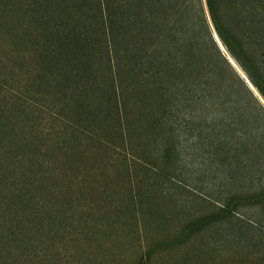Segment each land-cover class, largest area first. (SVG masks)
I'll return each instance as SVG.
<instances>
[{"label": "rangeland", "instance_id": "1", "mask_svg": "<svg viewBox=\"0 0 264 264\" xmlns=\"http://www.w3.org/2000/svg\"><path fill=\"white\" fill-rule=\"evenodd\" d=\"M79 2L0 0V101L25 107L24 114L15 112L13 121L31 142L28 159L16 158L11 166L17 169L15 178L20 173L43 177L31 191L33 208L21 232L29 234L31 218L42 209L44 216L55 209L65 214L45 226L50 230L45 241L11 245L13 255L0 264H264V211L240 209L225 219L219 180L198 181V168L189 165L176 176L153 165L154 146L145 131L141 134L140 39L120 30L113 44L100 30L94 12H99L98 0H89L81 13L88 32L84 45L57 54L51 45L61 36H48L46 42L34 20L42 14L38 9L53 7L54 17L46 18L51 25L64 20L69 28L73 25V33L65 35L71 42L81 22L72 16L76 9L71 5ZM122 4L125 13L137 12ZM62 59L70 65L64 66ZM73 84L87 91L82 101L102 105L106 118L97 127L75 131L67 125L71 119L62 110L76 103L77 93L68 89ZM119 88L122 96L114 93ZM114 101L126 105L120 117ZM11 186H1V194L6 196ZM44 202L54 207L42 206ZM209 215L212 224L182 238L185 225Z\"/></svg>", "mask_w": 264, "mask_h": 264}, {"label": "trees", "instance_id": "2", "mask_svg": "<svg viewBox=\"0 0 264 264\" xmlns=\"http://www.w3.org/2000/svg\"><path fill=\"white\" fill-rule=\"evenodd\" d=\"M79 1L77 6L71 5L76 9L72 15L75 21L81 20L71 42L65 37L73 33V25L69 28L70 23L65 20L51 25L46 20L54 17L51 5L38 9L42 14L34 18L46 38L61 36L51 45L57 54L88 40L81 13L89 0ZM125 2L137 12L125 13ZM98 11L94 12L99 15L100 30L113 44L120 30L141 41V134L145 131L147 142L154 146L153 165L160 172L168 169L175 176L189 165L198 168L194 172L198 181L219 180L224 187L221 217L225 219L237 215L240 209L264 211V104L245 81L264 100V0H98ZM124 16L128 17L126 22ZM70 63L65 59L63 64ZM73 66L76 68V64ZM63 74L68 79L69 71ZM71 77L78 83L77 75ZM68 89L79 97L75 104H66L62 110L71 119L67 125L72 130L94 128L105 120L99 102L91 105L80 99L88 95L86 90L75 84ZM114 93L124 94L122 88ZM113 109L120 117L122 109L126 112V105L114 101ZM16 111L26 112L22 105L0 101V187L5 190L12 185L6 196L0 190V259L5 262L14 253L11 245L45 241L50 235L45 226L65 215L55 209L44 216L46 208L42 209L31 218L29 234L21 232L27 213L31 214L33 208L31 191L36 179L43 177L41 174L30 179L20 173L15 178L17 169L11 164L16 158L19 162L27 160L31 144L27 135H20L15 129ZM41 204L54 207L53 202ZM213 219L209 215L185 225L182 238L196 234ZM8 224L16 231L8 229ZM11 264L17 263L12 260Z\"/></svg>", "mask_w": 264, "mask_h": 264}, {"label": "water", "instance_id": "3", "mask_svg": "<svg viewBox=\"0 0 264 264\" xmlns=\"http://www.w3.org/2000/svg\"><path fill=\"white\" fill-rule=\"evenodd\" d=\"M214 38H215L217 44L219 45L220 49H221L222 51H224V50H223V47L221 46L220 42L218 41L216 35H214ZM227 58H228L229 62L231 63V65H232L233 67H235L233 61H232L229 57H227ZM241 76L245 79V77H244L243 74H242ZM245 81H246V83L248 84L249 88L253 91V93L259 98V100L261 101V103L264 104V100H262V99L260 98V96L258 95V93H257V92L254 90V88L250 85V83H249L246 79H245Z\"/></svg>", "mask_w": 264, "mask_h": 264}]
</instances>
